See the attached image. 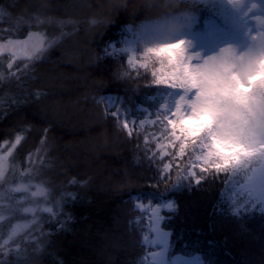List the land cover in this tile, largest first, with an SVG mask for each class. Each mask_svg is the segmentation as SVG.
I'll return each instance as SVG.
<instances>
[{
    "label": "trees",
    "instance_id": "obj_1",
    "mask_svg": "<svg viewBox=\"0 0 264 264\" xmlns=\"http://www.w3.org/2000/svg\"><path fill=\"white\" fill-rule=\"evenodd\" d=\"M252 1L178 0L174 11L193 9L177 34L186 35L185 60L216 39L245 44ZM139 8V0H0V42L45 37L32 58L0 55V151L13 148L0 179V264H154L150 213L162 202L173 206L162 211L169 260L264 264V207L246 186L263 162L219 176L196 167L200 183L187 177L201 150L189 144L177 155L180 142L158 119L184 90L152 75L179 49L162 61L147 52L160 43L138 46ZM20 224L27 228L16 234Z\"/></svg>",
    "mask_w": 264,
    "mask_h": 264
},
{
    "label": "snow or ice",
    "instance_id": "obj_2",
    "mask_svg": "<svg viewBox=\"0 0 264 264\" xmlns=\"http://www.w3.org/2000/svg\"><path fill=\"white\" fill-rule=\"evenodd\" d=\"M264 43V42H262ZM181 42L180 45H162L156 48H148L147 52L154 54L162 61L163 53L175 51L174 58H167V67H162L159 72H153L156 77V84H166L170 88H182L184 95H181L171 109L165 108L158 116L160 123L165 121L171 129L172 141H179L180 148L177 155L183 156L185 148L193 146L199 148L200 155L195 157L199 165L192 164V170L187 173L196 183L205 176H197L195 171L199 167L200 173L219 176L222 173L235 172L238 169L246 167L250 162L259 160L264 162V139H245L237 135L234 131V117H225L226 106L247 107L251 93L256 90H264V70L257 72L256 75H250L253 70L251 61L244 68V76L247 83L238 75H230V69L220 68L214 64H205L201 67H193L189 64L183 55ZM28 42L9 43V51L13 54L16 50L28 52ZM2 50V47H0ZM43 51V46L39 42L31 43L29 56ZM132 61L130 60L129 63ZM264 69V61L260 62ZM141 68H146V64H141ZM258 78V79H257ZM196 88L198 95L189 99L187 93ZM170 112L171 118L168 113ZM114 119L120 118L118 110L111 113ZM207 117V119H205ZM122 129L127 131L128 136L133 132L129 123L124 120ZM161 149L162 155H168L163 149L165 145H157ZM170 165L163 166V177L167 179V173L170 171ZM159 173L160 170L158 169ZM3 177V161L0 160V178ZM43 194V190H41ZM258 199H264V191H261ZM156 219L159 220L158 214ZM154 223V222H153ZM162 234L157 230L156 241H162Z\"/></svg>",
    "mask_w": 264,
    "mask_h": 264
},
{
    "label": "rangeland",
    "instance_id": "obj_3",
    "mask_svg": "<svg viewBox=\"0 0 264 264\" xmlns=\"http://www.w3.org/2000/svg\"><path fill=\"white\" fill-rule=\"evenodd\" d=\"M249 9L251 11V21L252 24L255 25V29L252 30V38L247 47H242V45L234 39L223 38L216 39L212 45H206V48L202 51L201 54H197L193 56V58H189L190 64L193 67H201L205 64H214L220 68H228L230 69V75H238L247 83V79L244 76V68L251 61L254 65L253 70L249 73L250 75H256L257 72L261 70V61H264V8L260 7L259 4L256 3V0H253L249 5ZM28 42V52L31 51V43L39 42L44 47L45 37L41 33H31L26 39L23 40H8L6 42H0V55L3 54H11L17 59H29L37 55L29 56L28 52L21 51L19 49L16 50V53L13 54L12 51H9L8 45L9 43H22ZM186 41V35H176V37L170 41L162 42L161 45H180L181 42ZM136 40H129V46L126 48L131 53V61L136 63L138 59L136 57V53L134 51V44ZM159 45V44H158ZM200 45V44H199ZM198 44L193 46V50L200 47ZM181 47H184L182 45ZM193 55V54H191ZM258 79V78H257ZM199 92L196 88H194V92L192 96L195 97ZM13 152V148L7 150L6 152L0 151V160L3 161V175L7 170L8 160ZM249 183L246 185L248 189H250L257 200L262 203L264 207V199H258L260 197L261 191H264V162L256 167L251 176L249 177ZM1 179V178H0ZM19 187V186H18ZM17 189H20L18 188ZM173 206L171 203L162 202L160 204H155V206L151 209L150 219H151V229H152V237L150 239V244L153 247V252L151 253V260L154 264H202V260L199 256L195 257H184V256H176L172 260L169 256V248H170V234L162 228L163 215L162 211L164 209H172ZM158 214L160 219H156V215ZM154 222V223H153ZM27 225L20 224L18 225L15 233L21 232L26 229ZM162 234V241H156V232Z\"/></svg>",
    "mask_w": 264,
    "mask_h": 264
},
{
    "label": "clouds",
    "instance_id": "obj_4",
    "mask_svg": "<svg viewBox=\"0 0 264 264\" xmlns=\"http://www.w3.org/2000/svg\"><path fill=\"white\" fill-rule=\"evenodd\" d=\"M143 16L134 20V30L138 34V46L147 48L158 43L167 42L184 30L190 20L193 9L174 11L178 0H139ZM136 12V13H137ZM135 13V14H136ZM93 25L96 20L91 22ZM247 107L226 106L225 117H234V131L245 139H264V90L256 89L251 93ZM117 247L113 258L121 249L118 234L115 235ZM114 264V259L112 260Z\"/></svg>",
    "mask_w": 264,
    "mask_h": 264
}]
</instances>
